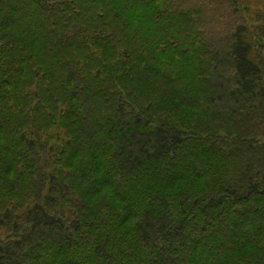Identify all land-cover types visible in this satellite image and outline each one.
<instances>
[{"label":"trees","instance_id":"obj_1","mask_svg":"<svg viewBox=\"0 0 264 264\" xmlns=\"http://www.w3.org/2000/svg\"><path fill=\"white\" fill-rule=\"evenodd\" d=\"M239 2L218 28L195 0H0V264H264Z\"/></svg>","mask_w":264,"mask_h":264},{"label":"rangeland","instance_id":"obj_2","mask_svg":"<svg viewBox=\"0 0 264 264\" xmlns=\"http://www.w3.org/2000/svg\"><path fill=\"white\" fill-rule=\"evenodd\" d=\"M197 6H209L210 13L212 14V22L217 23V26L220 27H226L228 26L229 21L233 19V17L229 16V11L227 9V6L222 3H217V0H195ZM242 2L245 3L248 7L246 10V14L244 15L246 17H250L249 19H253L255 23L262 24L264 23V18L260 19V17L257 18V15H263L264 14V0H240L239 5H242ZM239 5L237 7L239 8ZM263 13V14H262ZM238 16V13H237ZM263 56H264V50H263Z\"/></svg>","mask_w":264,"mask_h":264}]
</instances>
